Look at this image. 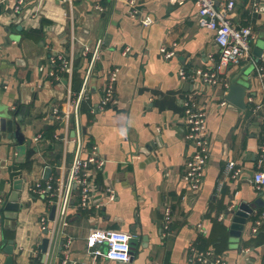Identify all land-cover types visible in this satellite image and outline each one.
Returning <instances> with one entry per match:
<instances>
[{
    "label": "crops",
    "instance_id": "0c3cea01",
    "mask_svg": "<svg viewBox=\"0 0 264 264\" xmlns=\"http://www.w3.org/2000/svg\"><path fill=\"white\" fill-rule=\"evenodd\" d=\"M235 1L233 26L255 32L250 54L237 66H223L217 86L204 88L194 77L197 71L215 70L221 51L214 32L198 24L196 0H141L139 15L132 13L129 0H77L72 6L62 0H26L20 13L14 10L16 0H0V111L21 119L26 137L21 162L18 145L0 139V192L10 193L1 198L14 192L15 177L24 179L16 228H8L6 219L0 222V264H8L10 241L13 264H42L39 246L49 236L42 219L50 228L57 214L52 220L55 205L29 192L27 183L55 184L62 168L68 177L76 148L64 154L57 137L67 128L55 111L66 110L69 91L77 98L90 69L88 99L78 116L71 115L68 137H81L89 152L96 147L105 164L92 170V206L80 210L76 193L68 225L49 247L45 264H95L86 238L96 229L131 235L135 252L128 264H198L191 248L198 249L201 237L227 264H264V207L248 220L241 238L230 236L231 222L219 221L229 209L253 203L264 192L255 189L253 179L264 126V79L255 71V64L264 68V0ZM146 17L153 21L149 26L142 24ZM163 45L175 49L173 59L162 56ZM126 48L130 53L125 54ZM256 48H263L260 58L254 55ZM53 55L73 58L76 73L71 79L64 73L49 77ZM116 70L115 99L101 110L104 87ZM234 79L246 87L244 109L227 100ZM191 99L208 113L211 140L198 191L183 178L193 150L183 121L184 103ZM38 135L46 140L40 149L34 144ZM230 162L241 169L239 179L226 173ZM108 189L114 190V201H108ZM167 206L171 221L166 230ZM225 231L226 241L217 252L213 243ZM96 262L125 264L109 260L105 251Z\"/></svg>",
    "mask_w": 264,
    "mask_h": 264
},
{
    "label": "built area",
    "instance_id": "2783aa9c",
    "mask_svg": "<svg viewBox=\"0 0 264 264\" xmlns=\"http://www.w3.org/2000/svg\"><path fill=\"white\" fill-rule=\"evenodd\" d=\"M62 1L72 6L77 0ZM140 1L141 0H129V6L133 14L139 15L138 7L140 6ZM169 1L172 4H183L186 0ZM25 2L26 0H16L14 5L16 13H20L23 10ZM196 4L198 6V24L201 28L209 29L214 32L215 41L220 47L221 58L215 70L197 71L194 78L200 81L204 88L208 86L216 87L219 83L218 73L223 66H237L249 56L251 41L255 39V32L251 27L237 28L233 26L231 22V13L236 6L235 0H196ZM96 8L99 11L103 10L100 5H97ZM152 22V19L148 17L142 19V24L144 26H149ZM130 50V48H126L125 54L130 53ZM89 51L90 49L86 47L85 54ZM160 52L167 60L173 59L176 56L175 49L169 50L164 45L160 47ZM48 64L50 67L49 77L51 79H58L59 75L63 73L67 74L70 79L74 75L75 63L72 57L66 55H53L49 58ZM90 71L91 69L84 78L85 81L82 84L80 92L75 95L77 98L74 99L72 92L69 91L66 101V110L62 113L60 112L61 109L55 111V114H59L60 118L65 121L67 128L65 135L57 137V140L63 143L64 154H68V149L71 144L76 148L68 177L66 179L64 178L65 172H63L62 168V175L59 174L60 176L55 184L50 180L27 183L29 192L39 199L48 200L56 206L57 215L52 227L48 228L47 220L42 219V227L49 233V247L52 246L58 239L62 230L68 225L70 204L74 201L76 193H78L79 197L80 210H88L92 206V197L94 194V176L92 170L96 171V169H101L105 164V161L100 158L96 147L89 152L81 137H68L71 115L75 114L78 116L80 108L88 99L87 86ZM255 71L261 80L264 79V68L262 66L255 64ZM117 73L118 71L116 70L110 74L108 83L104 87L100 102L101 110L107 109L115 99ZM180 76L182 79L188 78L185 71H181ZM227 104L228 102L226 100L222 103L223 106ZM184 107L183 121L187 132L186 140L193 147V150L187 160L183 178L191 190L198 191L203 183L211 155V140L207 126L208 113L205 109L196 105L192 99L186 100ZM260 108L261 106H258L256 110ZM44 143H46V140L42 135L35 137L34 144L38 149H40L41 145ZM226 173L230 174L233 179H239L241 169L237 168L235 162H230L227 165ZM253 179L255 189L262 191L264 189V126ZM108 192V201H114L116 198L114 190L108 189ZM226 215H221L219 221L225 222ZM170 221L171 210L170 207L167 206L164 211V228L166 230L169 229ZM201 227L202 226H200V228ZM254 231L257 230L254 229ZM202 232L207 233L205 230H202ZM131 240L132 237L128 233L112 229H96L86 238L87 247L93 249V261L95 264L97 263L96 259L103 251H105V255L109 260L125 264L130 263L132 259ZM70 243L71 241H69L68 244ZM191 252L193 261L198 264H227L223 255L215 256L211 249L201 251L196 247H192ZM63 264L67 263L64 262Z\"/></svg>",
    "mask_w": 264,
    "mask_h": 264
},
{
    "label": "water",
    "instance_id": "95a60500",
    "mask_svg": "<svg viewBox=\"0 0 264 264\" xmlns=\"http://www.w3.org/2000/svg\"><path fill=\"white\" fill-rule=\"evenodd\" d=\"M263 54V48H256L254 55L260 58ZM246 87L239 83L237 79H234L229 91L227 100L237 106L238 108H245L244 97H245ZM17 116L13 117L9 111H0V139L12 140V143L18 145L17 149L20 153L18 162H21V159L26 155L25 140L26 137L23 134L22 126L20 124L21 119H17ZM51 149L53 148L52 145ZM70 147L74 148V145L71 144ZM51 170H48L46 173V178L50 176ZM16 181L14 183V192L9 195L8 198L2 199L3 195L9 193V190L0 192V213L2 219L0 222H3V219L7 221L8 228L15 229L17 226V217L19 214L22 205L20 204V192L23 189L24 179L22 175L15 177ZM263 191V190H262ZM10 194V193H9ZM264 207V192L259 193L257 199L253 203H245L235 206L232 210L227 212L226 219L231 222L229 234L233 238H241L242 233L245 229V226L250 218L254 216V213L259 209ZM56 206L53 207L51 213V219L55 218ZM64 242H61V247L63 248ZM39 248L43 253L42 264H45L48 258L49 250V237H45ZM61 248V249H62ZM134 249L131 246V256H134ZM5 253L8 255L7 262L8 264H13V241L9 242V246L5 248Z\"/></svg>",
    "mask_w": 264,
    "mask_h": 264
},
{
    "label": "trees",
    "instance_id": "16d2710c",
    "mask_svg": "<svg viewBox=\"0 0 264 264\" xmlns=\"http://www.w3.org/2000/svg\"><path fill=\"white\" fill-rule=\"evenodd\" d=\"M75 73H76V69H75V72H74V75H75ZM73 75V76H74ZM48 136H50V133H48L47 134V136L45 137L46 139H49V137ZM22 166H26V165H24V164H22L21 165V167ZM225 233L226 234H224V235H222L220 238H218V242L217 243H213V245L216 247V249H217V252H219L220 251V249H221V243H223L224 241H226V237H227V232L225 231ZM209 244L207 243V240H206V238L205 237H201L200 238V240H199V245H197V247H198V249L199 250H201V251H206V250H208L207 248H209V246H208Z\"/></svg>",
    "mask_w": 264,
    "mask_h": 264
}]
</instances>
